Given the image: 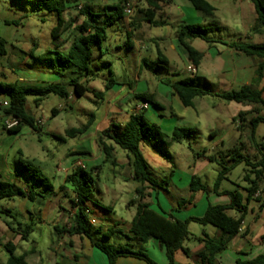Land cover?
<instances>
[{"label":"rangeland","instance_id":"rangeland-1","mask_svg":"<svg viewBox=\"0 0 264 264\" xmlns=\"http://www.w3.org/2000/svg\"><path fill=\"white\" fill-rule=\"evenodd\" d=\"M84 1L88 0H79L78 4H72L64 11V26L68 30L62 32L57 39H53L51 32L58 22L57 14L50 13L45 7L40 8V0H0V38L5 40L7 51L6 57L0 56V83L22 87L25 85L21 80H25L26 83L37 88H43L44 84L66 86L70 73L64 64L58 65L56 54L57 52L65 54L66 49L71 44L73 36L76 34L74 26L80 23V20H77V5L82 6ZM120 1L122 0H106L105 2L103 0H89L95 7L103 4L114 6ZM207 1L217 10L212 20H204L198 12L192 9L188 1L173 0L174 6L168 9L162 7V12H157L155 17L156 20L165 18L171 22V26L151 27L148 23L142 22L143 15L138 13V10L146 9L145 0H128L132 9L131 15L125 16L124 20L117 21L107 29L106 41L101 44L99 49L93 51L88 66L89 75L80 81L89 91L77 98L69 88L71 97L67 100L50 95L38 103L34 101V98L28 97L25 105L27 113L38 121L43 120L44 123L37 125L36 130L24 126L18 134L3 132L4 136L0 141V148L10 152L8 165L12 173L17 171L18 160L23 163H31L50 180L54 189L57 190L58 178H63V172L71 169L73 164L80 161L92 176V182H89L91 198L85 203L89 210L86 217L89 220L94 219L96 225L101 226L102 232L112 227L116 221L130 224L136 211V204L133 202L136 198L134 191L138 184L130 179L132 170L128 163L129 154L115 147L117 149L114 152L116 167L120 166L116 168L110 163L103 162L104 157L99 151L94 137L84 140L79 135L75 138L66 136V131L82 128L91 115L101 116L102 109L97 112L95 103H100L105 99V86L109 81H114L115 84L121 86L117 88L116 95L110 99L107 106L108 108L112 106L113 113H130L133 106L143 103L142 100L132 95V91L136 92L135 94L153 93L155 101L164 109L159 110L153 105H149V109L144 111V117L149 123L160 127L166 141L176 127L191 128L196 131L189 139L180 143H173L167 147L165 149L167 155L164 157L151 152L153 149L150 142L144 143L145 145L141 147V154L154 178L162 185L161 189L156 190V195L147 201L150 208L165 213H169L172 209L180 210L183 217L199 218L204 215L208 206L223 205L230 202L227 196L212 194L204 197L203 194L197 193L192 204L186 205V209L183 207L178 209L177 206L179 201L188 200L190 196L186 183L187 176L190 174L199 177L209 189H212L220 168L216 163L208 162L202 155L218 156L219 153L224 155L234 148L240 149V153L244 156L253 157L257 153L255 146L250 142L247 122L231 121V115L237 116L239 110L243 109L241 112L250 113L256 107L226 102L213 96H205L195 99L193 107L185 108L172 95L166 99L162 94L164 91H168L167 87L163 85L159 87L158 85L164 79L195 78V86L198 88L223 90L222 80L216 76L214 67L216 63L219 65V61H213L212 50L208 43L203 40L195 39L192 41V46L203 50L204 57L193 73L188 71L185 54L174 37L175 28L172 27L177 15L188 14L190 17H197V19L192 18L190 22L200 25L204 29L205 36L212 40H221L227 43L259 44L258 42L264 39V35H255L245 29V24L253 23V15H246V18H243L242 14V3L248 0ZM248 6L252 8L251 3ZM181 7L186 9L181 10ZM132 23L134 29L129 28ZM128 30L131 31V37L127 35ZM247 35L251 39H248ZM161 38L166 40L161 42ZM168 40H170L174 50L167 51L169 64L166 69H158L155 65L157 60L156 47H159L163 53L162 45L165 50H168ZM220 48L222 47L220 46ZM142 59L148 61L150 70L139 69ZM9 64L16 66L17 70L12 71ZM137 71L140 73V82L134 79ZM233 89L238 88L233 87ZM100 93L103 94L101 99H99ZM3 100L4 97H0V101ZM117 100L122 101L115 105ZM53 110H57V114H53ZM139 111L140 108L135 110V112ZM252 116L253 114H249L246 119H250ZM110 122L112 120L109 121V124ZM109 124L107 123V126ZM230 125L233 126V132H239V138L226 143L222 151H211L210 132L219 131L221 127ZM257 141L264 143V125L259 126ZM83 149L88 150L89 155L69 154L71 151L82 152ZM204 152L205 154H203ZM95 168L98 171L97 175L91 171ZM247 170L249 168L241 163L227 174V180L221 183V188L225 191H237L242 195L243 206H246L247 193L244 189L248 187V183L244 181V176L247 174ZM172 172H174L173 177H170ZM7 179L11 181L14 177H7ZM172 185L176 186L178 191L172 190ZM66 186L67 188L70 187L69 185ZM262 188L264 189V182ZM56 193L58 195L51 199L52 202L55 205L63 206L67 212L62 213V216L69 217V214L74 210L72 204L69 203V198H73V194L68 190H57ZM263 203L264 192H259L249 201L244 225L249 228L250 234L241 236L247 237V239L235 238L229 241L226 250H224L226 253L233 255L239 248L247 247L251 242L254 243L256 237L264 234V208L261 207ZM7 205L13 206V216L16 218V222L25 223L31 226L34 231L28 242H21V247L16 246L13 240L14 234H8L6 237L0 236V264H4L8 258V253L4 248V243L8 240L16 246L18 253L22 251L21 249H30L33 244L36 245L37 251L42 253L49 251L50 232H54L53 228L61 226V224L57 220L52 224H41L40 220H44L46 217V201L39 199L35 203H30L21 198H14L12 201H0V208H5ZM107 208H110L112 212H106ZM228 215L239 217L236 210L229 211ZM24 216L27 218L26 221L23 220ZM3 223L14 229L17 227L13 218L7 217L6 214H0V229ZM92 228L94 229V226ZM188 231L189 237L184 242L183 247L188 251H196L201 245L203 246L201 239H205V236L214 237V232L218 230L211 226L190 223ZM95 236H97V240L103 241L101 235L96 234ZM123 240L125 239L122 234H117L116 237L111 236L107 242L124 245ZM213 240L219 242L220 238L216 237ZM142 247L144 248V246L139 245L135 249V246H132V249L144 251ZM147 251L159 250L158 247H155L154 249H147Z\"/></svg>","mask_w":264,"mask_h":264},{"label":"trees","instance_id":"trees-1","mask_svg":"<svg viewBox=\"0 0 264 264\" xmlns=\"http://www.w3.org/2000/svg\"><path fill=\"white\" fill-rule=\"evenodd\" d=\"M39 7H45L50 13H56L58 22L51 32L53 39H57L62 32L68 30L64 26V11L72 4H78L79 0H40ZM192 8L198 12L204 20H212L214 18L215 9L206 0H186ZM146 9L138 10L142 14V22L148 23L151 27H164L167 25L165 21L156 20V13L160 11V5L167 4L169 0H145ZM255 11V22L251 28L253 34L264 35V0H249ZM128 3V0H122L119 4L109 6L103 4L95 7L92 2L84 1L83 5L78 7L79 25L74 26L76 34L73 36L71 44L66 49L65 54L57 52L56 61L59 66H64L70 73L66 86L58 84H49L43 88L37 87H16L14 84L0 83V97L8 100V107L4 108V114L10 118L16 119L18 124L6 132L8 134L18 133L22 127L26 126L32 130H36L37 121L33 116L26 111V99L34 98L38 103L46 99L50 95L67 100L71 96L69 88L75 97H82L89 89L84 87L80 81L89 75V63L91 62L93 51L99 49L101 44L106 41L107 29L112 27L117 21L124 20L125 14L123 4ZM67 5V6H65ZM98 8V9H97ZM69 16V15H68ZM8 24V22H5ZM131 29H134L133 23L130 24ZM131 37V31L127 32ZM176 41L179 47L186 55L188 65L196 70L203 55L195 50L190 42L195 39L203 40L211 44L216 43L215 40L209 39L204 34V29L198 24H182L176 28ZM228 47L235 51L236 55L243 54L257 61L253 78L247 85L241 86L236 90H230L223 93H213L208 89H201L195 86V78L178 79L174 82L161 81L162 84L171 89V93L175 96L180 104L185 108H191L197 98L205 96L217 97L226 102L236 104L253 105L256 107L250 113L239 112L233 118L234 122H247L250 131V142L255 146L257 153L253 157L244 156L240 153V149L234 148L227 151L224 155L219 153L212 156H203L210 163H216L219 166V171L213 183L212 189H209L199 177L192 176L189 183L190 196L188 200L178 202V209L184 205H191L194 196L197 193L207 194L212 192L218 196L229 197L228 205L208 206L202 217H189L183 221L173 218L171 214L161 212L157 213L150 209L145 200L150 196L148 190L156 192L161 189L162 185L153 176L147 162L143 158L140 145L150 142L153 150L160 156H166L165 149L173 143H180L185 139H189L195 130L191 128L176 127L173 129L168 141L165 140V135L162 133L159 126L149 123L144 117V111L135 112L129 115L124 124L110 122V124L100 132L99 146L104 157V163H110L116 167L117 162L114 157L115 147L129 154V164L132 170V180L138 184L135 188L137 201L135 215L132 218L128 231L122 232L117 230L118 224H114L105 232L100 228H92L89 224V219L86 213H89L85 203L91 198V190L89 182H92L91 173L81 167H75L72 172L66 176L65 183L70 187L64 186L63 189H68L73 198L70 199L72 208L76 209L73 214L70 229L66 232L69 235H78L88 238L93 247L101 251L108 260V264H115L119 258H136L144 261L146 264H157L142 250H133L132 245H115L107 241L115 234L124 235L129 241H133L141 246L147 244L151 240L159 243L164 250L168 264H175L174 256L176 252L182 251L188 255V249L183 247L184 242L189 237L188 227L190 223H196L201 226H211L221 233L219 242L205 236L201 239L203 250L197 255L199 264H213L215 257L222 251L226 250L227 244L231 239L239 235L243 220L247 214V205L254 196L260 191V185L264 182V143H258L257 130L260 125H264V85L260 84L264 76V43H231ZM6 42L0 38V56H6ZM156 68L166 69L168 61L163 55L159 47H156ZM139 69L150 70L147 60L142 59ZM59 71V70H58ZM193 73V72H192ZM115 85L114 81H109L105 86L108 91ZM93 92V91H92ZM102 93L99 94V99L102 98ZM135 98L142 100L146 104H151L155 108H161L155 101L153 94H139ZM57 114V110L52 111ZM249 114H253L250 119H246ZM94 116L91 115L88 122L79 129H70L66 131V136L74 138L77 135L84 134L92 123ZM205 154V152L203 153ZM201 156V155H199ZM217 156V157H216ZM21 157V155H20ZM129 158V157H128ZM255 161V162H254ZM244 163L249 170L244 176V181L248 183L245 188L246 206L242 205V195L237 192L220 191L221 183L227 180L229 174L236 166ZM17 174L24 178L25 189L17 187L15 184L0 181V201L11 200L14 198H26L30 202L36 199H46L48 195L54 192L53 185L50 180L31 163H23L17 161ZM172 174L170 175V177ZM253 176V178H251ZM167 184V183H165ZM256 202H259L256 200ZM264 208V203L261 205ZM236 210L239 213L238 218H233L228 215L229 211ZM111 212L110 208L105 210ZM9 214L8 211H1L0 214ZM56 235H60L63 229L54 228ZM21 236L22 240H26L31 233L30 226H22L17 224L14 230ZM65 232V231H64ZM101 235L103 241L95 240L94 235ZM264 244V236H262ZM4 248L8 253V259L4 264H27L25 256H15V247L12 243L4 244ZM77 258H75L76 264ZM56 264H66L58 262ZM235 264H264V253L252 259H237Z\"/></svg>","mask_w":264,"mask_h":264},{"label":"crops","instance_id":"crops-1","mask_svg":"<svg viewBox=\"0 0 264 264\" xmlns=\"http://www.w3.org/2000/svg\"><path fill=\"white\" fill-rule=\"evenodd\" d=\"M249 3H250L249 0L247 2L243 1V3H242V6H243L242 7V14H243V18H246V15H250V14L253 15V23L249 24V25L245 24V29L247 31L251 32V28H252V26H253V24L255 22L256 15H255V11H254L253 6H252L253 9L248 6ZM172 6H174L173 0H169V2L167 4H164V5L161 4L160 5L161 8H160L159 12H162V7H164V8L166 7L168 9V8H171ZM183 9H186V8L181 7V10H183ZM214 9H215V12H214V15H215L217 10H216L215 7H214ZM252 12H254V14H252ZM175 17H176V20H174V22L172 23V27L175 28V32H174L175 39H176V36H175L176 28L179 25H182V24H194L193 22H190V21H192V18L197 19V17H193V16L190 17V16H188V14L187 15H185V14L182 15L181 14V15H177ZM162 21H165L167 23V25L165 27L171 26L170 25L171 22L166 20L165 18H162ZM129 31L130 30H128V32ZM255 35H257V34H255ZM247 37H248V39H251V37L249 35H247ZM164 39L165 38H161V40H162L161 42H163ZM168 41H169L168 50L167 49L165 50L164 49L165 47H163L162 44L161 45H162V48H163V55L166 57V59L168 61V64H169V57L167 55L168 54L167 51L174 50V48L171 46L170 40H168ZM215 41H216V43H211V44H208V45H209V48L212 50L213 61H215V60L219 61L218 62L219 65H216L217 63L216 64L214 63L215 64L214 67L216 69V76L222 80V85H223L222 89L223 90L215 91V90L212 89L210 91H212L213 93H217L218 94V93H223V92H227V91H230V90H236V89H233V87L240 88L241 86L249 84L251 82L252 78H253V73H254L257 61H255L254 59H252L250 57H247V56H245L243 54L236 55L235 51L228 47V45H230L233 42L227 43V42H223L221 40H215ZM258 43L259 44L264 43V39L261 42H258ZM190 45L192 46V41L190 42ZM217 46H219V47H217ZM220 46L222 48H220ZM192 47L195 50H197L198 52H200L203 55V57H204V53L202 52L203 50L195 48L194 46H192ZM6 56H7V54H6ZM6 56H3V57H6ZM185 58H186V55H185ZM9 66H10L12 71L17 70V67L14 66L13 64H9ZM190 68L191 67L188 65V70ZM134 79L137 82H140V73L138 71L135 73ZM164 80L165 81L174 82V81H176L178 79L171 78V79H164ZM21 81L25 85V86H22V87H33L31 84L26 83L25 80H21ZM48 85L49 84H44V87H46ZM145 85H146V83H145ZM158 85H159V87L162 86V85L167 87L168 91H164V93L162 95H164V97H166V99H169L170 96L172 95L171 89L168 86L162 84V82H159ZM263 85H264V76H263V80H262V82L260 84V87H262ZM119 86H121V85L120 84H115L111 89H109L108 91L105 92V96H104L105 99L103 101H101L100 103H95L97 105V109H96L97 112H98V110L102 109L101 110L102 111L101 112V116L99 117L97 115L96 116L94 115L92 123L89 126V128L87 129V131L84 134L79 135L84 140H86L89 137H94L96 145H97V147H98L100 152H101V149H100V146H99V135H100V132L102 130H104L105 127H107V123L109 124V121L112 120L115 123L124 124L127 121L129 115L132 114V113H135V110L137 108H140V107H142L144 105H147V109L146 110H148L149 109V105H151V104H146V103L143 102L140 105L133 106L131 108V112L130 113H125V114L124 113H120V114L119 113L118 114L117 113H113L112 106H110V108H108L107 106L109 104L110 99L113 96L116 95V93L118 91L117 88ZM159 87H158V90H159ZM135 93L136 92L132 91V95L133 96L136 97V95H139V94H135ZM147 94H153V93H147ZM173 97H175V96H173ZM263 99H264V95H263ZM4 100H5V98H4ZM121 101L122 100H119V101L117 100L115 105L120 104ZM160 109H164V108H159V110ZM242 110H239V112H241ZM239 112H237V115H238ZM234 115H231V121H233V118L236 117V115L235 116ZM263 115H264V113H263ZM34 119L36 121H38V119H36V118H34ZM9 120H10V117H8V116H6L4 114V108L0 107V130H2V131H0V141L3 139V136H4L3 132L7 131V129H5V127H4V124L6 122H8ZM258 129H259V127H258ZM257 132H258V130H257ZM18 133H16V134H18ZM195 133H196V131H195ZM239 136H240L239 132H233V126H231V125L230 126H225V127L223 126V127H221V129L219 131H211L210 134H209L210 141H211V146H212L211 151H213V150L222 151V149L225 147L226 143H228V142H230L232 140L238 139ZM143 145H145V144L142 143L140 145V149H141V147ZM116 150L117 149H115V152H116ZM151 152H155V151L153 150ZM9 153L10 152L8 150L4 151L3 149L0 148V181L7 182V183H12V184H15L17 187H19L21 189H25L26 185H25V180H22L23 177L19 176L17 174V171H16V173H12L11 168L8 165V155H9ZM77 153L89 155V152L86 149H83L82 152L71 151L69 154H77ZM155 155L158 156V154L156 152H155ZM157 162L159 163V161H157ZM78 163H81V162L79 161L76 164H78ZM128 163H129V159H128ZM76 164H73L71 169L66 170V171L63 172V175H64L63 178H58L59 182H58V189L57 190H61V191L68 190V189H63V187L66 186L65 178H66L67 175H69L72 172V170L75 168L74 166ZM119 167L120 166H118L116 168H119ZM84 169H86L85 166H84ZM91 171H94L96 175L98 174V171H97L96 168L92 169ZM173 174H174V172H172V177H173ZM192 176H195V175L190 174V175L187 176L186 183L188 184V187H189V183H190V180H191ZM7 177H14V179L10 181V180L7 179ZM130 179H132V171H131V174H130ZM187 184H185V185H187ZM171 188L174 191H178V188L176 186L172 185ZM262 189L263 188H262V184H261L260 185V191ZM57 190L54 189V192L51 195H48L46 197V199H44L46 201V205H45V212H46L45 213L46 214L45 219L46 220L44 219V220H40V221H41V224H44V223L52 224V223L55 222V220H57L61 224V226H56V227L60 228V229H63L65 232L64 231L61 232V234L58 236L55 233V230H54L55 227L53 228L54 232H52V231L50 232L51 244H50V247H49V251H46L45 253H42L41 251H37V247H36L35 244H33V246L30 249H28V250L21 249L22 251L20 253H18L16 251V246H19V247L22 246L21 242H28L30 235L34 231L31 228V226H30L31 233L29 234V236L27 237L26 240H22L21 236L18 235L14 231L15 229L13 227L7 225L6 223H3V226L0 229V236L6 237V235H8V234H11V233L14 234L13 240L16 243V246L14 245V247H15L14 254H15V256L24 255L25 256V261H26L27 264H56L58 262H63V263H66V264H74L75 263V258H77L76 264H108L107 257L101 251H99L97 248L93 247L91 242H90V240L88 238H86L84 236H78V235H69L66 232L67 230L70 229V223L72 222L73 214L76 212V209H74L73 212H71L69 214V217L68 216H62V213L67 212V210L61 205H55L52 202V200H51L53 197L58 195V193H56ZM188 190H189V188H188ZM148 191L150 192V196L145 200L146 203H148L147 201L149 199H151V197H154L156 195V192L151 191V190H148ZM220 191H225V190L222 189L221 186H220ZM212 194H214V193L209 192L207 194H203V196L207 197V196L212 195ZM214 195H216V194H214ZM216 196H218V195H216ZM64 197H67V196L64 195ZM21 199L26 200L27 202H30L26 198H21ZM70 199L71 198H69V203H70ZM38 200L39 199H36V200H34L33 202H30V203H35ZM136 200H137V198H135L134 203L136 202ZM9 201H12V199L9 200ZM228 204H229V202H226L223 205H228ZM177 206H178V203H177ZM183 209H186V205L183 206ZM0 210L1 211H8L9 214H6V213H3V214H6V216L9 217V218H13V221L16 223V225L20 224L23 227L24 226H29V225H27L25 223L16 222L17 220L13 216V212H14L13 206L7 205V206H5V208L4 207L0 208ZM153 211H155V210H153ZM111 212H112V210H111ZM155 212H157V211H155ZM157 213H161V212H157ZM50 214L52 216H49ZM168 214H171L173 216V218L181 220V221H183V220L188 218V217H183L181 215V211L180 210L172 209ZM25 217L26 216H24V218H23L24 221L27 220V218H25ZM231 217H233V216H231ZM233 218L236 219L238 217H233ZM114 224H118L119 225V226H117V227H119L117 230L125 232V233L128 231V228H129V225H130V224L126 223V222L123 223V222H120V221H116ZM114 224H112V226ZM120 227H122V228H120ZM94 228H100L101 229V226L96 225V226H94ZM54 233H55V236H56V240L55 241H54ZM214 234H215L214 237H212L211 239H215L216 237L221 238V233L220 232L215 231ZM245 234H247V235L250 234V230H249L248 227H245L244 220H243V223H242V226H241V231H240L239 235H237L233 239H235V238H243L241 236L245 235ZM116 235L117 234L113 235L112 237H116ZM262 236H264V234H261L259 237H256L254 243L251 242V244H248V246L245 247V248H239V249L237 248L238 251H235V254H233V255L231 253L230 254L226 253V251L220 252L215 257V259L213 261V264H235L237 259H242V260L252 259V258L264 253V244L262 242ZM122 237L125 239V240H123L124 245L125 244H130L133 247L135 246V249H137L139 247V244H137V243H135L133 241H129L124 235H122ZM207 237L210 238L209 236H207ZM94 238H95V240H97V236L94 235ZM233 239H231V240H233ZM243 239H247V237H245ZM97 241H99V240H97ZM8 242L11 243V241L8 240L4 244H6ZM0 244H1V242H0ZM143 246H144V248L143 247L142 248L144 249V252L155 263H157V264H168L167 258L165 256V252L160 247V245H159V243L157 241L151 240V241H149L147 244H145ZM155 247H158L159 251H147V249H150V248L154 249ZM161 249H162V251H161ZM202 250H203V246L201 245L200 248H198L196 251H188V255H185L182 251L176 252V254L174 256L175 264H199L197 255L200 252H202ZM7 259H6V261H7ZM115 264H146V263L144 261L136 259V258L127 257V258H119V259H117Z\"/></svg>","mask_w":264,"mask_h":264},{"label":"built area","instance_id":"built-area-1","mask_svg":"<svg viewBox=\"0 0 264 264\" xmlns=\"http://www.w3.org/2000/svg\"><path fill=\"white\" fill-rule=\"evenodd\" d=\"M123 11H124L125 16L131 15L132 9H131V6L129 3L123 4ZM188 71L190 73H192L193 69L190 68ZM0 107L1 108H7L8 107V100L5 99L3 101H0ZM146 109H147V105L140 107V111L146 110ZM43 123H44V121L41 119L39 121H37L38 125L39 124L42 125ZM17 124H18V121L16 119L10 118V120L4 124V127H5V129L10 130V129L14 128ZM74 167H81L84 169V166L81 163L76 164ZM89 224L91 226H96L97 223L94 219H90Z\"/></svg>","mask_w":264,"mask_h":264},{"label":"water","instance_id":"water-1","mask_svg":"<svg viewBox=\"0 0 264 264\" xmlns=\"http://www.w3.org/2000/svg\"><path fill=\"white\" fill-rule=\"evenodd\" d=\"M104 2L106 1V0H103Z\"/></svg>","mask_w":264,"mask_h":264}]
</instances>
